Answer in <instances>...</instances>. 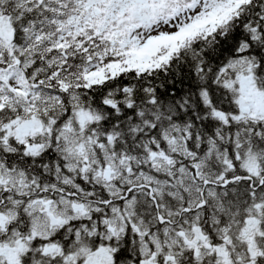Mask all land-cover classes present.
Here are the masks:
<instances>
[{
	"label": "snow or ice",
	"instance_id": "snow-or-ice-1",
	"mask_svg": "<svg viewBox=\"0 0 264 264\" xmlns=\"http://www.w3.org/2000/svg\"><path fill=\"white\" fill-rule=\"evenodd\" d=\"M0 264H264V0H0Z\"/></svg>",
	"mask_w": 264,
	"mask_h": 264
}]
</instances>
